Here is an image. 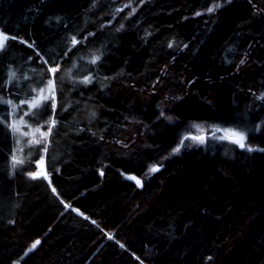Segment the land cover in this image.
Instances as JSON below:
<instances>
[{
	"label": "trees",
	"instance_id": "obj_1",
	"mask_svg": "<svg viewBox=\"0 0 264 264\" xmlns=\"http://www.w3.org/2000/svg\"><path fill=\"white\" fill-rule=\"evenodd\" d=\"M0 31V264H264V0H0Z\"/></svg>",
	"mask_w": 264,
	"mask_h": 264
},
{
	"label": "rangeland",
	"instance_id": "obj_2",
	"mask_svg": "<svg viewBox=\"0 0 264 264\" xmlns=\"http://www.w3.org/2000/svg\"><path fill=\"white\" fill-rule=\"evenodd\" d=\"M46 86V84H45ZM47 89V88H46ZM40 92V89H38L36 91V93H34V96L30 98V100L28 101V105H32V104H42L43 102H36L35 100V97L37 96V94ZM52 92H48V89H47V94L48 96H52ZM54 95V93H53ZM43 100V98H40ZM39 99V100H40ZM18 123V122H17ZM19 125V128L21 127L20 123H18ZM22 132H25L27 129H23L21 128ZM26 134L30 135V137L32 138L33 142H35V144H41V143H44V141L46 140V135L44 136V131L39 129L38 127H31L29 126L28 127V131L25 132Z\"/></svg>",
	"mask_w": 264,
	"mask_h": 264
},
{
	"label": "snow or ice",
	"instance_id": "obj_3",
	"mask_svg": "<svg viewBox=\"0 0 264 264\" xmlns=\"http://www.w3.org/2000/svg\"><path fill=\"white\" fill-rule=\"evenodd\" d=\"M8 39L7 36H4L2 34H0V48L4 47V43L5 41ZM53 71H55V69H53ZM226 137L229 139L234 140L235 142H237L241 147H244V141H245V137L242 134L236 133V132H228L225 133ZM156 168H153L152 171H156ZM45 173L43 171L36 173L37 176L39 175H44ZM131 179L136 180V177H131ZM138 184L140 183L139 180L136 181ZM37 243H39L37 241ZM35 247V245H34Z\"/></svg>",
	"mask_w": 264,
	"mask_h": 264
},
{
	"label": "water",
	"instance_id": "obj_4",
	"mask_svg": "<svg viewBox=\"0 0 264 264\" xmlns=\"http://www.w3.org/2000/svg\"><path fill=\"white\" fill-rule=\"evenodd\" d=\"M0 34L4 35V36H8L6 33L1 32ZM36 169L32 172V176L34 177H40V176H44L47 177L46 175V167H45V155H42L37 161H36ZM43 171L45 174L44 175H39L37 176L36 173Z\"/></svg>",
	"mask_w": 264,
	"mask_h": 264
}]
</instances>
